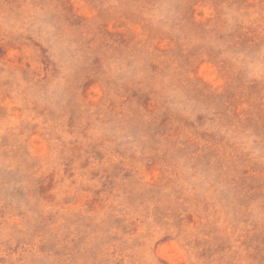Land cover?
<instances>
[{
    "label": "rangeland",
    "instance_id": "1",
    "mask_svg": "<svg viewBox=\"0 0 264 264\" xmlns=\"http://www.w3.org/2000/svg\"><path fill=\"white\" fill-rule=\"evenodd\" d=\"M0 264H264V0H0Z\"/></svg>",
    "mask_w": 264,
    "mask_h": 264
}]
</instances>
